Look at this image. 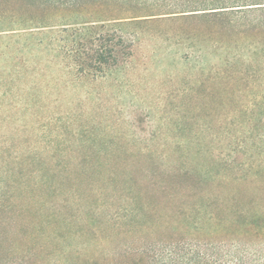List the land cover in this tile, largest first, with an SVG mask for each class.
Here are the masks:
<instances>
[{
	"label": "rangeland",
	"instance_id": "rangeland-1",
	"mask_svg": "<svg viewBox=\"0 0 264 264\" xmlns=\"http://www.w3.org/2000/svg\"><path fill=\"white\" fill-rule=\"evenodd\" d=\"M195 13L136 28L126 63L96 81L47 76L49 101L36 102L34 110L0 92V203L6 207L0 208V232L21 252L32 243L20 236L39 222L38 194L49 196L45 212L117 210L103 206L97 186L80 181L77 170L53 175L58 162L86 167L84 178L101 185L90 165L179 183L205 176L165 172L197 167L227 176V166H257L264 159V68L260 55L246 48L260 37L255 31L247 40L236 16ZM70 191L83 194L86 209L77 208ZM104 193L115 195L108 186ZM248 243L264 252V238Z\"/></svg>",
	"mask_w": 264,
	"mask_h": 264
},
{
	"label": "trees",
	"instance_id": "trees-1",
	"mask_svg": "<svg viewBox=\"0 0 264 264\" xmlns=\"http://www.w3.org/2000/svg\"><path fill=\"white\" fill-rule=\"evenodd\" d=\"M195 12L236 16L247 40L257 31L260 39L246 48L260 55L264 68V0H0V92L34 110L36 102L49 101L47 76L54 82L62 76L73 83L96 81L126 63L139 36L136 28ZM57 166L53 175L69 177L77 170L80 181L97 186L95 198L117 210L45 212L49 196L38 194L39 222L20 236L32 245L21 252L1 231L0 264H264L263 250L248 243L264 238L263 158L257 166H227V176L197 167L165 172L205 176L179 183L90 165L100 185L84 178V166ZM42 174L47 185L48 171ZM107 186L115 195L104 193ZM70 195L79 210L87 208L82 193Z\"/></svg>",
	"mask_w": 264,
	"mask_h": 264
}]
</instances>
